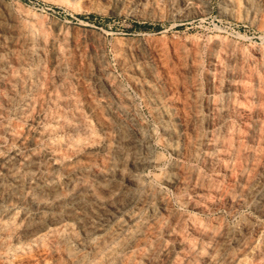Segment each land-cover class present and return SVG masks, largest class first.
Returning a JSON list of instances; mask_svg holds the SVG:
<instances>
[{
	"label": "rangeland",
	"instance_id": "rangeland-1",
	"mask_svg": "<svg viewBox=\"0 0 264 264\" xmlns=\"http://www.w3.org/2000/svg\"><path fill=\"white\" fill-rule=\"evenodd\" d=\"M121 1L123 4L114 10V0H0V10L15 17L21 34H27L30 30L45 32L46 37L53 40L54 49L63 53L51 63L48 55L43 53L41 56L40 64L46 65L49 72L55 74L57 68L60 70V76L54 79L53 89L63 88L66 91L62 107L52 101L45 103L43 110L39 112V122L36 125L42 126L50 119L46 113L55 116L61 114L62 119L66 117L74 120L82 117L90 120L88 107H80L74 102L77 101V87L82 85L80 88L87 90L91 102L102 101L99 88H95L87 78V75H92L98 70L101 81H112L130 95L133 104V110L130 111L135 112L132 117L140 119L150 133L148 147L151 148L150 153L156 156L152 162L136 167L135 174L140 188H137L132 200L124 203L118 216L124 217L133 212L137 208L140 189L149 187L152 192L158 191L175 213L186 218L183 232L188 233L192 219L208 222L209 226L217 230L220 228L223 236L199 239V244H203L206 253L224 254L231 251L235 253V258L230 264H264V14L253 16L252 10L249 12L240 7L238 14L230 15L221 10L224 5L222 0H203L193 11L182 12L181 15L175 14V10H179L178 0H160L158 9L146 13L133 7L132 0ZM249 2L252 7L264 4V0ZM72 38L76 43L75 53L68 52L67 44L73 42ZM215 40L221 42L219 46L212 47ZM141 42L156 47L162 46L168 56L167 61L160 64L163 66H160L158 77L154 81L150 80L155 82L157 87L162 86L166 97L170 96L185 103L182 88H189L195 93V110L192 106L185 107V115L187 114L188 118L184 116L183 119L188 121L176 126L174 136L164 132L141 92L135 89L130 76L127 75L126 66L122 65L118 55L119 48H134ZM33 44H37L35 38ZM230 47L235 49L238 62L242 61V71L232 70L228 73L223 71L221 66L211 64V51L222 59L223 53L230 50ZM44 51L46 52V49ZM138 51H133L134 64L148 66L153 60L152 57ZM175 51L181 54L179 58L175 56ZM92 54L101 55V63L96 62ZM191 57L193 67L189 68L187 65ZM249 63L253 66L248 67ZM181 65L188 68L182 70ZM38 82L41 83V80ZM77 82L81 84L76 85ZM227 85L231 87L227 89ZM243 88L253 92L247 99L242 98ZM1 89L2 87L0 91ZM4 92L9 98L3 101L4 103L21 106L29 102L27 90ZM2 105L4 106L3 103ZM216 106L226 110L220 118ZM6 107L9 108H5L6 114L0 116V154H5L4 147L10 144L7 132L2 131L4 119L12 118L11 107L9 104H6ZM92 121H86L83 126L86 130L83 131H80L76 123L73 129L72 126H69V129L57 126L50 133L51 141H60L56 147L62 152H65V141L70 138L76 144L86 141L96 145L101 134L93 128ZM30 124L29 118H26L24 125ZM243 124L247 127L244 128ZM109 134H113V131ZM171 137L172 142L177 145V151L170 145ZM129 171H134V167L125 168V173ZM182 176L185 184L179 180L178 183L166 181L170 177L180 179ZM219 189L222 191L219 192ZM188 236L194 239L193 232L188 233ZM167 240V237H164L158 248L163 247ZM244 242L247 243L245 248L239 249L238 245L245 244ZM36 251L40 252L32 247L25 255H17L16 263L29 264L27 258L38 256ZM161 251H157L160 257ZM178 256L179 251H175L168 264H172ZM134 260L143 261L138 259L137 255Z\"/></svg>",
	"mask_w": 264,
	"mask_h": 264
},
{
	"label": "bare ground",
	"instance_id": "bare-ground-1",
	"mask_svg": "<svg viewBox=\"0 0 264 264\" xmlns=\"http://www.w3.org/2000/svg\"><path fill=\"white\" fill-rule=\"evenodd\" d=\"M159 1L132 0L131 5L146 13V11L158 9ZM202 1L178 0L179 10H175V14L191 12ZM249 1L222 0L224 5L221 10L230 15L238 14L241 8L249 12L252 10L253 16L259 13L264 14L263 3L262 6L252 7ZM113 3L114 10L123 4L121 0H114ZM34 38L37 42L35 46ZM49 39L45 32L39 30H30L27 34H21L15 17L0 10V87H2L0 116L5 115L6 109H9L6 104H9L12 110V118L4 119L2 124V131L7 132L10 144L4 147L5 154H0V264H18L15 257L19 254L25 255L31 251L32 247L39 249L40 252L38 253L37 250L38 256L27 258L26 261L29 264H142L143 261H146L143 264H168L175 251H179V256L172 264L232 263L235 258L234 252L208 254L204 251L203 244H199V239L223 236L219 227L217 230L209 226L208 222L192 219L188 233L193 232L194 239L189 238L188 233L183 232L186 218L175 213L161 194L158 191L152 192L149 187L140 189L137 208L133 212L127 213L124 217L118 216L124 203L132 200L137 193V188H140L135 174L136 167L156 159V156L150 153L151 148L148 147L150 133L140 119L132 117L135 112L130 111L133 110L130 95L120 89L118 84L112 81H101L97 70L92 75H87V78L95 88H99V93L103 97L102 101L91 102L87 90L80 88L82 85L77 87V101L74 102L80 107H88L90 120L82 117L74 120L66 119V117L62 119L61 114L55 116L46 113L45 115L50 116V119L42 126L36 125L39 122V112L43 110L45 103L52 101L53 104L62 107L66 91L63 88L53 89L52 86L54 79L60 76V70L54 69L56 72L52 74L45 67L46 65L40 64L43 53L48 55L50 63L63 54L62 51L58 52L54 49V42ZM213 42L212 47H217L221 41ZM75 44L74 41L68 42L69 53L75 51ZM134 48L152 57L153 60L148 66L134 64ZM134 48H119L118 55L122 65L126 66L127 75L130 76L135 89L141 92L164 132L174 136L176 126L188 121L185 107L192 106L195 110L197 105L195 93L189 88H182L184 95L182 98L186 99L185 103L170 96L166 97L162 86L157 87V84L152 82L159 75L160 68L163 66L160 64H164L168 59L163 47L141 42ZM211 52L212 65L221 66L222 70L228 73L232 70H243L242 61L238 62V56L233 47L223 53L222 59H219L213 51ZM175 53V56L179 58L181 54L177 51ZM91 56L96 62L101 63V55L92 54ZM192 65L193 57L187 66L190 68L193 67ZM248 65V67L253 66L252 63L251 66L250 63ZM187 66L180 67L186 70ZM207 75L211 77L210 73ZM39 80L41 83L38 82ZM78 84L81 83L77 82L76 85ZM230 87L227 85L226 88ZM20 89L27 90L29 93L28 104L14 106L10 102L4 103L9 99L4 91L14 92ZM242 92V98L245 99L253 93L246 88H243ZM206 103L209 104L207 101ZM216 107L218 118H220L226 110L220 106ZM101 116L107 118L104 119ZM184 116H186L185 119H183ZM26 118H29L30 126L24 125ZM86 121H92L93 128L101 134L99 143L92 145L83 141L76 144L70 138L65 141V152L59 151L56 146L60 141H51L52 130L57 126H65L68 129L72 126L73 129L76 123L80 131H83L86 130L83 128ZM246 124H243L244 128L247 127ZM110 131H113V134L110 135ZM170 139L172 149L177 151V145L172 142L173 138ZM242 152L245 153V151ZM126 167H134V171L125 173ZM170 178L166 179L168 183H178L179 180L185 184L184 176L180 179ZM164 237H167V242L163 247L158 248ZM246 245L247 243L238 245V248L242 250ZM159 249L162 250L160 253L162 257L157 253ZM136 255L143 261H135Z\"/></svg>",
	"mask_w": 264,
	"mask_h": 264
}]
</instances>
